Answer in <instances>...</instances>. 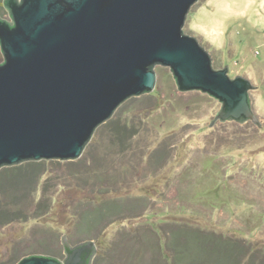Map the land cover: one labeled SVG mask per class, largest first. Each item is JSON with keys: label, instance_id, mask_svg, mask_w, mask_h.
<instances>
[{"label": "rangeland", "instance_id": "374dc122", "mask_svg": "<svg viewBox=\"0 0 264 264\" xmlns=\"http://www.w3.org/2000/svg\"><path fill=\"white\" fill-rule=\"evenodd\" d=\"M0 16L10 21L4 0ZM183 31L215 69L257 88L259 125L215 121L219 101L180 92L157 66L155 90L123 104L80 159L0 170V264L63 259V236L77 245L88 235L110 246L94 264L145 252L149 264H172L176 251L188 264H264V0H200ZM13 170L23 174L15 190Z\"/></svg>", "mask_w": 264, "mask_h": 264}, {"label": "water", "instance_id": "95a60500", "mask_svg": "<svg viewBox=\"0 0 264 264\" xmlns=\"http://www.w3.org/2000/svg\"><path fill=\"white\" fill-rule=\"evenodd\" d=\"M200 0H4L0 16V170L71 162L128 100L152 93L155 68H169L182 93L222 104L215 121L259 125L244 77L215 69L183 28ZM64 258L17 264H94L95 242L63 236Z\"/></svg>", "mask_w": 264, "mask_h": 264}, {"label": "trees", "instance_id": "16d2710c", "mask_svg": "<svg viewBox=\"0 0 264 264\" xmlns=\"http://www.w3.org/2000/svg\"><path fill=\"white\" fill-rule=\"evenodd\" d=\"M122 132L121 133H123V134H127V131H124V130H121ZM38 163V162H37ZM38 165H40V164H37V166ZM12 173L13 174H11V175H13L12 176V178L10 179V181H11V187H13L14 186V189L13 190H15V189H17V188H19L20 187V183H19V180L21 181V179H18L19 177H22L23 176V174L21 173V171L19 172V173H15V170H13L12 171ZM1 180H2V182H1ZM0 180V189H2V188H4V186H3V179H1ZM10 181H8V182H10ZM2 192H6V191H4V189H2L1 191H0V193H2ZM10 205H11V203H9ZM3 212H4V215H6L7 213H6V211H4V210H2ZM3 215V213L2 214H0V217ZM100 237L101 236H96V237H94V239L91 237V236H87V239L86 240H90V241H93V242H95L96 243V245H97V248L99 249L100 247H103V248H106V250L107 249H109V247L110 246H108L107 244H102V241L100 240ZM83 241H81V242H79V243H77V244H80V243H82ZM100 246V247H99ZM101 249V248H100ZM142 249H143V247H142ZM142 251L143 252H145V251H147V250H141V253H142ZM100 252V251H99ZM98 252V256L97 257H99L100 255H103V254H101V252L99 253ZM155 252V251H154ZM178 253H180L179 251H176V255H175V257L178 255ZM145 256H144V259L145 258H148V257H150V258H152L150 255H148V252H145ZM156 256H157V254H155ZM47 256V255H46ZM155 256V258H157ZM175 257L173 258V263L172 264H188V260H177V259H175ZM59 258V257H58ZM135 258H136V260L138 259V254L135 256ZM60 259V258H59ZM143 258H142V262L144 263V262H146V264H147V262L148 261H146V260H144ZM137 262V261H136ZM151 263H152V259H151V261H150ZM150 262H148V264L150 263ZM129 264H135V263H129ZM158 264V263H157Z\"/></svg>", "mask_w": 264, "mask_h": 264}, {"label": "crops", "instance_id": "0c3cea01", "mask_svg": "<svg viewBox=\"0 0 264 264\" xmlns=\"http://www.w3.org/2000/svg\"><path fill=\"white\" fill-rule=\"evenodd\" d=\"M140 257V256H139ZM142 258L144 259V257H141L140 259H137V262L135 264H146V262H142ZM145 260V259H144Z\"/></svg>", "mask_w": 264, "mask_h": 264}]
</instances>
